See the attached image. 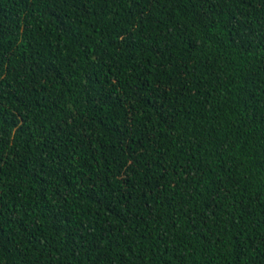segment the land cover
<instances>
[{
	"label": "trees",
	"instance_id": "16d2710c",
	"mask_svg": "<svg viewBox=\"0 0 264 264\" xmlns=\"http://www.w3.org/2000/svg\"><path fill=\"white\" fill-rule=\"evenodd\" d=\"M0 264H264V0H0Z\"/></svg>",
	"mask_w": 264,
	"mask_h": 264
}]
</instances>
